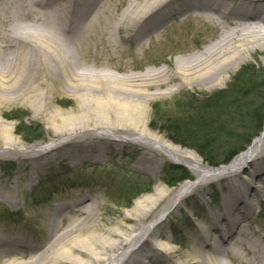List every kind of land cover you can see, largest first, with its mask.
<instances>
[{
	"label": "bare ground",
	"instance_id": "obj_1",
	"mask_svg": "<svg viewBox=\"0 0 264 264\" xmlns=\"http://www.w3.org/2000/svg\"><path fill=\"white\" fill-rule=\"evenodd\" d=\"M182 16L212 24L219 30L218 36L199 52L156 71L117 77L86 66L90 56L99 64L106 48L127 52L116 44L115 35L120 43H132L134 52L139 50L137 54L144 52L150 43L148 37ZM1 27L0 101L4 98L3 103L10 104L21 99L31 103L35 115L52 113L49 95L39 87L41 77L45 78L42 65L50 64L46 74L51 81L55 78L58 89L77 94L82 106L98 113L92 120L82 109L78 117L67 120L66 135L57 143L29 148L24 162L31 164L33 172L60 160L63 150L73 153L77 162L93 154L103 156L105 146L124 142L114 139L121 135L135 138L126 143L143 152L134 163L135 169L157 177L169 157L189 163L196 177L172 189L158 183L109 228L101 212V194L73 196L69 203L56 205L51 213L41 216L38 232L48 234L40 240L33 237L27 242L22 234L9 229L0 232V264H228L226 260L231 264H264V242L251 238L253 221L249 220L257 212L264 190V125L244 151L215 168L201 165L194 152L144 130L148 105L159 95L214 89L249 56L264 52V0H0ZM114 53L120 54L117 50ZM1 64L13 66L4 70ZM24 64L33 67L27 71ZM160 88H164L163 93L157 92ZM106 103L110 111L104 108ZM53 118L49 124L62 133L64 126L53 124ZM78 119H89L90 123L73 125ZM1 130L11 150L17 144L12 127ZM89 133L94 137H83ZM116 153L111 150L110 154ZM244 165L251 170L239 181ZM19 180L10 189L0 186L1 201L18 207ZM27 183L31 186L32 178ZM221 183L220 207L197 227L188 239L187 253L181 255L180 249L170 247L173 238L164 235V224L178 205L168 214L160 205L170 197L182 204L189 196L183 198L185 194H202L206 187ZM156 210L155 223L141 226Z\"/></svg>",
	"mask_w": 264,
	"mask_h": 264
},
{
	"label": "rangeland",
	"instance_id": "obj_2",
	"mask_svg": "<svg viewBox=\"0 0 264 264\" xmlns=\"http://www.w3.org/2000/svg\"><path fill=\"white\" fill-rule=\"evenodd\" d=\"M186 18L182 16L179 20H172L161 29L160 34L156 33L148 37L149 46L140 54H137L139 50L134 52L132 43L127 41L120 43L119 36L115 35L116 44L127 52L116 48L111 51L106 48L105 54L100 53L99 64L93 56H90L86 58V66L91 71L101 69L117 77L168 68L172 65L171 61L199 52L207 44L212 43L219 34V30L210 23L198 18L194 20H186ZM185 47L189 48L183 49ZM116 50L120 54L114 53ZM4 53L8 55L9 51L6 50ZM1 65L4 70L13 66V64ZM31 67H33L31 64H24L27 71H30ZM42 67L45 78L41 77L39 87L42 92L49 95V110L52 113L47 115L44 112L41 115H35L31 103L21 99L13 100L14 102L10 104L3 103L4 98L0 101V112L2 111L5 115L1 116L0 113V186L10 189L16 185L17 178L20 179L18 182L21 184L18 207L0 200V232L4 233L6 229H9L22 234L27 242L33 237L40 240L48 234L45 232L41 235L38 232L43 214L51 213L56 205L69 203L73 196L83 197L96 194L102 195L101 212L104 213L105 225H109L107 227L109 228L113 223L119 222L120 215L131 209L135 200L142 195L151 194L158 183L168 189L175 188L171 187L170 183L181 176L178 173L179 168L193 179L196 177L189 163L186 164L169 157H166L163 165L160 166L157 177L145 170L135 169L134 163L142 157L143 152L131 146L130 143H126L135 138H125L121 135L113 138L118 142L120 140L124 142L121 145L115 143L110 147L105 146L107 153L103 156L93 154L83 162L81 160L77 162L73 153L63 150L65 154L60 160L50 162L33 172L31 164L24 162L26 151L29 148L32 146L45 147L57 143L66 135L67 120L74 116L78 117L82 109L86 117L92 120H96L94 115L98 114L82 106L83 102L77 94L67 92L62 88L58 89L55 78H51L54 81L52 82L46 74L50 64H43ZM226 77L228 78L223 84L214 89H204V91H199V88L185 89L173 95L156 97L147 108L145 132L155 133L181 150L194 152L199 156L201 165L204 166H207L204 159L211 156L222 159L231 152L233 143H235L234 146L245 144V140L253 134L257 124L261 127L258 132L260 134L264 125V81H262L264 52L258 51L249 56L245 63L231 71ZM247 82L248 84H244ZM157 90L158 93L164 92V88ZM256 93L262 94V97H256ZM13 97L19 96L14 95ZM108 107L106 103L104 108L109 110ZM52 115L54 116L53 124L64 126L60 129L62 133H56V129L49 124L51 121L49 118ZM108 117L114 119L115 116L109 113ZM88 120L85 122L81 119L73 120L72 124L87 125V122L90 123ZM5 126L12 127V137L17 140L16 148L13 147L11 150L5 144L1 130V127ZM90 130H92L91 127ZM23 132L31 135H22ZM97 133L95 132L94 135L98 136ZM94 135L89 133L83 137L92 138ZM40 136H42L41 140L31 142L33 137ZM206 143L210 146L207 147ZM216 146L219 149H216ZM196 149L205 154L200 155ZM111 150L114 152L116 150L118 154H110ZM173 166L179 168L174 169ZM244 172L249 173L248 170ZM239 177L238 180L241 181L243 174ZM29 178H32L31 186L27 183ZM207 181L208 179L202 183ZM233 183L237 182L233 181ZM149 184L152 186H148ZM222 189V183L208 186L202 194L188 193L189 197L182 204L178 201L174 202L173 197H170L168 202L160 205L159 208L164 214L172 212L178 205L168 223L164 224V235L167 239L173 238L174 240L170 243V247L180 249L181 255L187 253L188 239L197 227L202 225L205 218L220 207L219 202L223 197ZM144 191L147 192L136 196ZM203 197H205L204 201ZM155 213L157 210L150 218L143 221L141 226L149 227L157 216ZM249 220L253 221L251 230L254 233L250 234L251 238L264 242V190L257 206V212ZM141 241L143 239L140 243ZM226 261L231 264L228 260Z\"/></svg>",
	"mask_w": 264,
	"mask_h": 264
},
{
	"label": "trees",
	"instance_id": "obj_3",
	"mask_svg": "<svg viewBox=\"0 0 264 264\" xmlns=\"http://www.w3.org/2000/svg\"><path fill=\"white\" fill-rule=\"evenodd\" d=\"M262 81H264V77L262 78ZM264 83V82H263ZM244 84H248V82L247 83H244ZM263 86H264V84H263ZM255 96L256 97H262V94H260V93H256L255 94ZM225 107V106H224ZM257 113H258V111H257ZM260 119H261V115H260V118H259V121H260ZM255 124H256V122H255ZM260 129H261V127H260V124H257L256 125V127H255V131L253 132V134L250 136V137H248L246 140H245V144H243V145H238V146H234L235 145V143H233L231 146H232V148H233V150L231 151V152H229L228 154H226L222 159H216V158H213L212 156L210 157V158H206V159H204V161H205V163H207V165H209V166H212V167H217V166H219V165H224V164H227L236 154H238L239 152H241V151H243L244 149H245V147L249 144V142L251 141V139L252 138H254L255 136H257L258 135V132L260 131ZM161 132V131H160ZM21 133V132H20ZM22 135H25V136H28V135H31L30 133H28V132H23V134ZM33 135V134H32ZM42 139V136H40V137H33L32 138V140H31V142L32 141H38V140H41ZM206 145H207V147L208 146H210V144H208V143H206ZM211 149H215L214 147H210ZM216 149H219L217 146H216ZM196 151H198V153L200 154V155H203V154H205V152L203 153L202 151H199V150H197L196 149ZM215 159V160H214ZM177 168H179V167H177ZM176 167H174V169H177ZM179 170H180V172H178V173H180V175L181 176H179L173 183H172V186H175V184L176 183H179V182H182L183 180H185L187 177H188V174L184 171V170H182L181 168H179ZM148 186H152V184H149ZM147 191H144V192H142V193H146ZM142 193H139L138 195H136V196H139L140 194H142Z\"/></svg>",
	"mask_w": 264,
	"mask_h": 264
}]
</instances>
